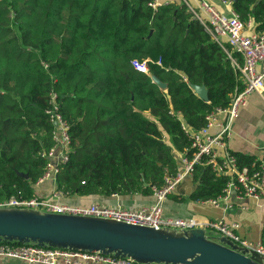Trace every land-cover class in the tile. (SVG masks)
Returning <instances> with one entry per match:
<instances>
[{"label": "trees", "instance_id": "16d2710c", "mask_svg": "<svg viewBox=\"0 0 264 264\" xmlns=\"http://www.w3.org/2000/svg\"><path fill=\"white\" fill-rule=\"evenodd\" d=\"M153 1L0 0V203L37 196L57 116L70 136L56 173L63 195H154L181 171V155L193 157L187 128L231 106L244 87L231 56L243 61L185 3ZM231 1L264 32V0ZM190 83L205 85L209 100ZM231 153L240 167L255 159ZM193 181L190 198L208 202L225 196L230 178L198 163Z\"/></svg>", "mask_w": 264, "mask_h": 264}, {"label": "built area", "instance_id": "2783aa9c", "mask_svg": "<svg viewBox=\"0 0 264 264\" xmlns=\"http://www.w3.org/2000/svg\"><path fill=\"white\" fill-rule=\"evenodd\" d=\"M187 5L196 18L204 25L213 39L226 51L233 50L242 58V64L232 57V61L238 66L243 89L237 93L231 106L226 109H218L206 116L207 123L199 131L187 128L192 138L195 152L193 157L181 155V171L176 177L168 178L166 185L154 188L155 202L149 207L127 208L122 206H108L92 203L88 206H77L63 203L56 198L61 194L53 193L54 199H46L42 196L34 198L11 197L0 203L2 207H17L37 209L43 212L61 214H74L93 216L104 219L123 221L130 224L149 226L156 229L172 228L189 230L205 228L211 236H225L233 242L264 255L262 242L252 243L240 236L237 230L238 222H227L223 219L200 220L197 216L188 218L167 217L164 213V203L168 196L173 193L178 184L186 177L193 178L195 165L201 163L210 165L218 175L230 178L225 196L218 200H211L218 206L234 195L237 200L252 198L256 202L264 201V157L255 158L250 165L239 166L237 157L229 150L228 140L231 136L232 122L239 109L246 105L248 96L253 92H260L264 85V32L260 33L253 29V22H242L233 11L231 0L222 2L231 8L229 15L219 11L208 0H180ZM154 0L150 5L157 8L162 4ZM134 66L149 74L146 61H134ZM160 63V62H159ZM56 124V145L46 154L49 159L47 171L39 182L53 178L56 182L58 166L68 160L70 143L69 126L59 116L53 117ZM203 158H206L203 160ZM16 242H0V257L21 259L29 263L41 264H140L131 258H122L114 255H105L99 252H86L65 248L40 246L34 243L17 244Z\"/></svg>", "mask_w": 264, "mask_h": 264}, {"label": "water", "instance_id": "95a60500", "mask_svg": "<svg viewBox=\"0 0 264 264\" xmlns=\"http://www.w3.org/2000/svg\"><path fill=\"white\" fill-rule=\"evenodd\" d=\"M186 77L185 73H182ZM161 89L167 84L152 75ZM209 100L205 85L190 83ZM21 176L27 177L20 173ZM99 252L140 264H264V255L205 228L156 229L93 216L0 206V242Z\"/></svg>", "mask_w": 264, "mask_h": 264}, {"label": "crops", "instance_id": "0c3cea01", "mask_svg": "<svg viewBox=\"0 0 264 264\" xmlns=\"http://www.w3.org/2000/svg\"><path fill=\"white\" fill-rule=\"evenodd\" d=\"M161 3L179 0H158ZM194 1V0H193ZM219 11L229 15L231 8L222 0H208ZM253 29L255 25L253 22ZM229 150L233 153L253 158L264 157V85L260 92H253L248 96L246 105L242 106L232 122L231 136L228 140ZM193 178H185L176 187L164 203V213L167 217L188 218L197 216L204 219H223L227 222L240 224L237 232L241 237L252 243L264 244V201L256 202L252 198L237 200L232 195L228 201L216 206L211 202H195L190 195L195 191ZM38 196L54 199L57 183L53 178L38 182L35 186ZM56 200L77 206H88L99 203L108 206H122L127 208L149 207L155 202L154 195L133 194L128 196L113 195L100 197L94 195H61ZM0 264H41L0 257Z\"/></svg>", "mask_w": 264, "mask_h": 264}, {"label": "rangeland", "instance_id": "374dc122", "mask_svg": "<svg viewBox=\"0 0 264 264\" xmlns=\"http://www.w3.org/2000/svg\"><path fill=\"white\" fill-rule=\"evenodd\" d=\"M178 2H180V0ZM186 178H188V177H186Z\"/></svg>", "mask_w": 264, "mask_h": 264}]
</instances>
